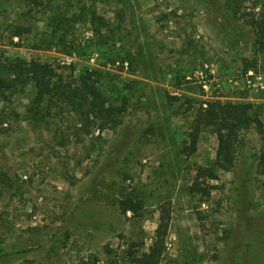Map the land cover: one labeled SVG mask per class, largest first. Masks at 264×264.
I'll list each match as a JSON object with an SVG mask.
<instances>
[{
	"label": "rangeland",
	"instance_id": "obj_1",
	"mask_svg": "<svg viewBox=\"0 0 264 264\" xmlns=\"http://www.w3.org/2000/svg\"><path fill=\"white\" fill-rule=\"evenodd\" d=\"M0 0V56L51 64L65 81L86 69L104 73L109 101L125 112L102 131H78V119L45 105L32 119V87L0 97V264H107L148 252L160 206L171 201L163 264H264V132L245 133L236 163L217 170L211 198L190 193L198 166H214L210 129L198 151L182 155L202 103H250L264 126V50L256 0H51L74 12L67 46L38 50L11 38L13 25L48 32L47 0ZM34 7L33 12L29 10ZM94 7L121 33L87 22ZM107 36V37H106ZM73 47V49L69 48ZM120 52L108 62L101 52ZM129 51L133 65L123 62ZM168 95L179 101L168 100ZM190 101L192 107L188 103ZM41 118V117H40ZM264 128V127H263ZM140 212L122 210V201Z\"/></svg>",
	"mask_w": 264,
	"mask_h": 264
},
{
	"label": "trees",
	"instance_id": "obj_2",
	"mask_svg": "<svg viewBox=\"0 0 264 264\" xmlns=\"http://www.w3.org/2000/svg\"><path fill=\"white\" fill-rule=\"evenodd\" d=\"M51 15L47 19L48 32L38 34L33 26L13 25L11 27V38L22 39L34 37L36 39L34 48L38 50H49L62 47L67 44L70 29L74 22V12H67L65 5H59L54 1L47 0ZM262 6L264 15V0H256ZM33 2L36 8L42 6L40 0H28ZM34 7L29 10L33 12ZM81 16L87 18L92 26H97L96 33L105 37L102 30L111 32L112 35L121 33L123 16L120 23L114 28L103 16L98 15L94 7L83 11ZM260 32H264V21L258 23ZM107 37V36H106ZM260 47L264 50V36H258ZM67 46V45H66ZM73 49V47H69ZM101 52V51H100ZM107 56L108 62H116L120 52H101ZM123 62L133 65V55L127 51L122 56ZM104 73L98 69H86L77 81H65L58 75L51 64L22 58H10L0 56V97L10 101L13 96L23 92L29 86L35 90V97L31 103L29 113L32 119H43L44 106H54L73 114L78 119V131L98 129L102 131L113 122L116 116L125 112V107H116L106 96L104 87ZM170 104L179 101V97L168 95ZM192 107L190 101H188ZM196 109L187 140L181 149L182 155H193L198 151V146L205 130L210 129L218 139V151L214 166H198L195 177L192 180L190 193L199 198L200 202H206L211 198L215 189L211 181L219 179L217 170L227 171L233 168L236 158L245 141V133L253 126L264 132L261 112L259 108L250 103L222 102L219 100L208 101ZM41 117V118H40ZM258 174L264 176V149L258 156ZM122 210L140 212L143 206L140 203L133 204L132 201H122ZM159 224L155 233V240L149 247L148 252L139 254L132 250L126 253L125 258L117 255L107 264H163L167 254V242L171 223V201H165L160 206ZM171 264V263H168Z\"/></svg>",
	"mask_w": 264,
	"mask_h": 264
},
{
	"label": "built area",
	"instance_id": "obj_3",
	"mask_svg": "<svg viewBox=\"0 0 264 264\" xmlns=\"http://www.w3.org/2000/svg\"><path fill=\"white\" fill-rule=\"evenodd\" d=\"M256 86H260V87L264 88L262 83H260V82H258ZM205 107H206V105H205Z\"/></svg>",
	"mask_w": 264,
	"mask_h": 264
}]
</instances>
